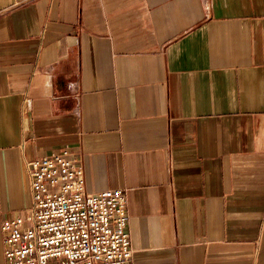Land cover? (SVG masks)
Listing matches in <instances>:
<instances>
[{
    "label": "crops",
    "instance_id": "1",
    "mask_svg": "<svg viewBox=\"0 0 264 264\" xmlns=\"http://www.w3.org/2000/svg\"><path fill=\"white\" fill-rule=\"evenodd\" d=\"M62 148L133 264H264V0H0V264Z\"/></svg>",
    "mask_w": 264,
    "mask_h": 264
},
{
    "label": "built area",
    "instance_id": "2",
    "mask_svg": "<svg viewBox=\"0 0 264 264\" xmlns=\"http://www.w3.org/2000/svg\"><path fill=\"white\" fill-rule=\"evenodd\" d=\"M32 204L6 219V264H133L126 193H90L83 161L70 148L28 163Z\"/></svg>",
    "mask_w": 264,
    "mask_h": 264
}]
</instances>
